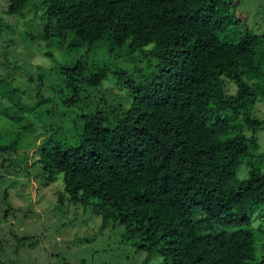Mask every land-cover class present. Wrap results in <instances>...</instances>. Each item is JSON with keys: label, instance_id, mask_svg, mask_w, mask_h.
<instances>
[{"label": "trees", "instance_id": "1", "mask_svg": "<svg viewBox=\"0 0 264 264\" xmlns=\"http://www.w3.org/2000/svg\"><path fill=\"white\" fill-rule=\"evenodd\" d=\"M26 3L8 0L6 14L20 16ZM32 4L40 28L20 39L41 47L46 57L54 58V49L70 54L106 48L114 56L127 48L142 58L137 71L112 60L88 65L82 58L58 66L60 84L52 91L62 108L77 111L88 90H100L109 79L130 102L124 108H82L75 145L58 140L38 148L33 165L39 179L61 178L54 211L90 209L100 217V229L119 226L122 242L145 254L142 264H264V253L258 254L264 226H252L254 211L264 207V150L257 140L264 111L259 117L256 110L264 92L258 94V77H249L255 59L264 63V31L239 30L234 42L221 38L217 29L237 28L232 0ZM13 34L0 18L8 49L16 45ZM38 71L40 89L50 71ZM17 94L0 78V99L13 109L5 117L27 130L52 97L36 95L29 106ZM19 138L18 130L12 138L0 133V167L11 160L5 156ZM24 157L17 160L26 162ZM6 206L5 218L12 211ZM11 236L20 245L30 240ZM37 244L35 239L28 247Z\"/></svg>", "mask_w": 264, "mask_h": 264}, {"label": "rangeland", "instance_id": "2", "mask_svg": "<svg viewBox=\"0 0 264 264\" xmlns=\"http://www.w3.org/2000/svg\"><path fill=\"white\" fill-rule=\"evenodd\" d=\"M34 0H27L23 13L20 16H8V0H0V18L9 24L14 32L16 45L13 49L6 48V42L0 38V78L9 83L10 89L18 90L21 103L32 105L37 100L36 95L44 98L52 97L51 103L40 109L38 119L29 124L27 130H20L18 125L5 117V113L13 109L5 99H0V133L6 138H12L15 130L20 131L19 141L5 156L11 160L2 162L0 167V240L3 242L4 252L0 256L3 264H142L144 253L135 250L131 244L122 242V229L107 224L100 229L102 223L98 215L90 209L70 207L62 213L54 211L56 192L62 189L61 178L52 183L41 181L39 169L33 165L38 157V148L46 142L64 140L68 145L76 144V128L81 127L78 119L80 109L101 110L107 108L126 107L130 97L117 87L113 79L104 83L100 90H88L89 99L72 112L69 108H62L54 95V90L60 84L57 68L60 65L71 64L82 58L88 65L92 62L112 60L114 66L137 71L142 65L141 54L138 51L129 52L122 49L114 56L107 55V49L102 48L92 53L89 50L67 54L64 50L54 49V58L46 57L43 49L37 45H27L21 41L24 32L36 31L40 28L33 18ZM236 29L219 28L216 33L228 41H235L240 30H248L255 34L264 31V0H232ZM41 5H37V15ZM7 53L9 54L7 56ZM111 56V57H110ZM110 57V59H109ZM263 59H255L249 77H258V94L264 92ZM94 64V65H95ZM50 72L43 80L39 89L37 76L38 68ZM255 79V78H254ZM253 81V80H251ZM230 94L236 93L233 85L227 86ZM53 90V91H52ZM104 101V103H102ZM257 116L261 117L264 111V100L256 105ZM48 111L49 113L45 112ZM10 112V113H11ZM72 112V113H71ZM35 119V118H34ZM257 140L260 151L264 150V130L258 132ZM25 156V161L17 160ZM11 162L16 163L15 166ZM245 167L240 169L243 172ZM6 203L12 206V211L5 218ZM252 226H264V207L254 211ZM13 236L28 237L29 241L17 244ZM85 237L93 240L80 243L78 238ZM38 239L35 248L28 244ZM262 244L264 240H261ZM264 253L259 247L258 254ZM152 262H155L153 260Z\"/></svg>", "mask_w": 264, "mask_h": 264}]
</instances>
